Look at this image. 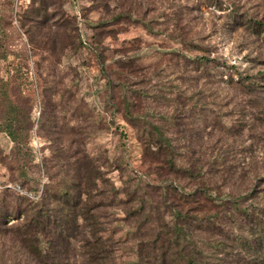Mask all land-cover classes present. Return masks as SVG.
Here are the masks:
<instances>
[{"label":"rangeland","instance_id":"1","mask_svg":"<svg viewBox=\"0 0 264 264\" xmlns=\"http://www.w3.org/2000/svg\"><path fill=\"white\" fill-rule=\"evenodd\" d=\"M79 157L117 190L89 199L115 264L153 216L264 207V0H0V215L36 208ZM24 221L0 216V264H39Z\"/></svg>","mask_w":264,"mask_h":264},{"label":"trees","instance_id":"2","mask_svg":"<svg viewBox=\"0 0 264 264\" xmlns=\"http://www.w3.org/2000/svg\"><path fill=\"white\" fill-rule=\"evenodd\" d=\"M79 160L83 166L80 168L75 163L74 173L69 175L65 170L64 177L55 185L47 179L36 208L20 210L17 206L14 213L4 209L0 215L4 220H25L28 239L24 241L39 264H115L112 242L100 233L105 221L92 213L102 204L90 203L89 199L99 196L108 198L110 203L117 190L93 167L89 158L79 157ZM164 160L171 163L167 164L171 171L172 160L168 157ZM107 183L106 189L100 188ZM149 188L152 190L153 186ZM192 191L186 192L184 198L194 199ZM202 192L205 201H214L208 183ZM226 203L223 207L228 218L219 219L214 214L198 218L179 210H172V222L162 218L155 222L156 216L148 218L144 223H156V227L149 228L150 234L137 241L133 264H264V207L241 206L230 197ZM156 204L147 200L148 211L155 212ZM136 227H140V222ZM37 233L45 238L43 252L35 246L32 248L33 235ZM70 241L78 248L72 256L67 249Z\"/></svg>","mask_w":264,"mask_h":264}]
</instances>
